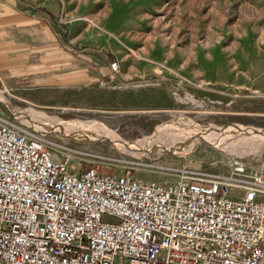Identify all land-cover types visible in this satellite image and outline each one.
Returning a JSON list of instances; mask_svg holds the SVG:
<instances>
[{
	"label": "rangeland",
	"instance_id": "obj_1",
	"mask_svg": "<svg viewBox=\"0 0 264 264\" xmlns=\"http://www.w3.org/2000/svg\"><path fill=\"white\" fill-rule=\"evenodd\" d=\"M55 1L62 56L0 72L1 114L75 169L161 181L183 170L254 175L264 151V0ZM212 125L221 135L203 136Z\"/></svg>",
	"mask_w": 264,
	"mask_h": 264
},
{
	"label": "built area",
	"instance_id": "obj_2",
	"mask_svg": "<svg viewBox=\"0 0 264 264\" xmlns=\"http://www.w3.org/2000/svg\"><path fill=\"white\" fill-rule=\"evenodd\" d=\"M0 264H264V151L251 178L75 169L0 112Z\"/></svg>",
	"mask_w": 264,
	"mask_h": 264
},
{
	"label": "crops",
	"instance_id": "obj_3",
	"mask_svg": "<svg viewBox=\"0 0 264 264\" xmlns=\"http://www.w3.org/2000/svg\"><path fill=\"white\" fill-rule=\"evenodd\" d=\"M57 7L55 0H0V72H27L62 56L50 21Z\"/></svg>",
	"mask_w": 264,
	"mask_h": 264
},
{
	"label": "bare ground",
	"instance_id": "obj_4",
	"mask_svg": "<svg viewBox=\"0 0 264 264\" xmlns=\"http://www.w3.org/2000/svg\"><path fill=\"white\" fill-rule=\"evenodd\" d=\"M28 116V115H27ZM72 123V122H71ZM81 124V123H80ZM69 125V124H68ZM83 125V124H82ZM101 125V124H100ZM65 126V125H64ZM70 126H72V125H70ZM216 126V125H215ZM228 128H232V127H234L235 126V124H228V125H226ZM226 126H224V128L226 127ZM237 127H238V129H240V130H245V129H247V127L245 128V126H242V125H236ZM235 126V127H236ZM68 127V126H67ZM73 127V126H72ZM226 127V128H227ZM234 127V128H235ZM81 128V127H80ZM218 128V127H217ZM245 128V129H244ZM62 129V128H61ZM82 129H84V127L82 128ZM81 129V130H82ZM250 129H252V128H250ZM255 129V128H254ZM76 130V129H75ZM86 130V129H85ZM197 130V129H196ZM227 130V129H226ZM240 130H239V132H240ZM79 131V130H78ZM220 131V130H219ZM228 131V130H227ZM231 131V130H230ZM251 131V130H250ZM252 131H253V129H252ZM255 131H256V129H255ZM86 132V131H85ZM107 133H108V131H106ZM106 132H104V134L106 133ZM217 132H218V130H216L215 128H213V125H212V127H209L208 129H206L205 131H201V134L203 135V136H205V137H208V138H212V136L213 135H217ZM196 133H198V132H196ZM218 133H220V132H218ZM263 133V132H262ZM69 134V133H68ZM78 134V133H77ZM256 134V133H255ZM264 134V133H263ZM198 135V134H197ZM220 135H221V133H220ZM173 136V135H172ZM200 136V135H199ZM263 136V135H262ZM110 137H112V139H114L116 142H118V143H125L126 141H124V140H122V139H120L118 136H116V135H114L113 133H111V135H110ZM144 138H149V137H144ZM151 138V137H150ZM219 138H221V137H219ZM192 139H193V137H192ZM144 140H146V139H144ZM143 140V141H144ZM152 140V139H151ZM140 141V140H139ZM142 141V142H143ZM148 141V140H147ZM217 141V140H216ZM221 140H219L218 142H220ZM136 142H138V141H136ZM141 142V141H140ZM150 142V141H149ZM134 143V142H133ZM168 143V142H167ZM131 144V143H130ZM143 144H145V143H143ZM127 146H129V145H127ZM139 146H141V145H139ZM138 146V147H139ZM132 147V146H131ZM135 148V147H134ZM165 148H166V146H165ZM127 149H128V147H127ZM138 150V149H137ZM136 151V150H135ZM179 151V150H178Z\"/></svg>",
	"mask_w": 264,
	"mask_h": 264
}]
</instances>
